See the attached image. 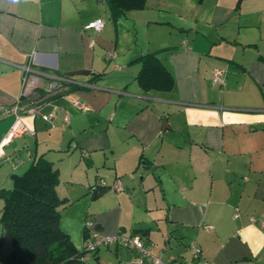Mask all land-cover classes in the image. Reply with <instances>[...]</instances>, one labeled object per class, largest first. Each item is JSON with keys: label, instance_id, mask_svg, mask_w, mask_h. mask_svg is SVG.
<instances>
[{"label": "crops", "instance_id": "1", "mask_svg": "<svg viewBox=\"0 0 264 264\" xmlns=\"http://www.w3.org/2000/svg\"><path fill=\"white\" fill-rule=\"evenodd\" d=\"M236 3L146 0L113 14L106 0H0V140L8 107L39 91L20 109L33 133L3 149L0 189L43 155L79 251L96 228L137 233L164 260L193 239L209 264H264V0ZM97 17L101 30L83 28ZM145 53L171 73L170 90L139 86ZM79 69L89 73L59 91L38 73ZM100 178L119 187L92 197ZM109 246L86 261L134 253Z\"/></svg>", "mask_w": 264, "mask_h": 264}, {"label": "trees", "instance_id": "2", "mask_svg": "<svg viewBox=\"0 0 264 264\" xmlns=\"http://www.w3.org/2000/svg\"><path fill=\"white\" fill-rule=\"evenodd\" d=\"M106 1L116 14L143 8L146 0ZM138 59L141 64L136 80L143 90L173 87V76L154 53H145ZM70 81L63 86L73 83ZM11 179L10 188L0 189L3 199L0 222L10 225L13 247L8 256H0V264H83L80 260L83 251L74 247L59 225L58 207L64 200L57 195L58 170L51 161L39 155L24 172L13 174ZM105 189L95 185L92 197Z\"/></svg>", "mask_w": 264, "mask_h": 264}, {"label": "built area", "instance_id": "3", "mask_svg": "<svg viewBox=\"0 0 264 264\" xmlns=\"http://www.w3.org/2000/svg\"><path fill=\"white\" fill-rule=\"evenodd\" d=\"M104 26V20L101 17L94 18L89 20L84 24V29H92L94 31H99ZM25 72L33 71L29 65L23 67ZM48 77V90L49 91H59L64 88L63 83L70 81V78L66 75H58L50 72H38ZM224 69L215 67L211 73V82L213 84H222L223 82ZM23 80H26V76L23 77ZM26 90L24 91V93ZM22 105L19 102H15L13 105L9 106L7 112L14 117V122L11 125L10 129L0 140V157L3 154V149L8 145L12 139L23 132L30 131L28 128L21 122V113L20 109ZM86 109L85 106H83ZM45 119H50L52 113L42 115ZM67 119V116L66 118ZM101 187L117 188L119 187V181L114 180L109 184L105 179L100 178L98 184ZM206 227H211L209 224L205 225ZM109 246L115 245L116 247L125 246L130 250H133L134 253L132 258L128 262H123L121 264H209V260L202 254L200 247L198 246L195 240H189L186 243V254L176 256L172 255L166 260L158 253H153L151 249L144 243V239L141 235L137 233H131L124 235L120 232L115 234H104L99 229H93L89 236L84 241L83 245V254L80 256V260L83 261V264H94L86 261L85 254L91 253L94 254L100 246ZM0 262H2L0 260Z\"/></svg>", "mask_w": 264, "mask_h": 264}, {"label": "water", "instance_id": "4", "mask_svg": "<svg viewBox=\"0 0 264 264\" xmlns=\"http://www.w3.org/2000/svg\"><path fill=\"white\" fill-rule=\"evenodd\" d=\"M89 73V70L86 69H79L66 72V76H75V75H86ZM39 95V91H34L28 97H26L22 102L21 105L29 104L37 100ZM4 234L1 240L0 248L4 252L5 256H8L12 251L13 243H12V236L10 231V225L8 223L3 224Z\"/></svg>", "mask_w": 264, "mask_h": 264}, {"label": "rangeland", "instance_id": "5", "mask_svg": "<svg viewBox=\"0 0 264 264\" xmlns=\"http://www.w3.org/2000/svg\"><path fill=\"white\" fill-rule=\"evenodd\" d=\"M3 203V199H2V197H0V207H1V204ZM0 231L1 232H3L2 233V236H1V238H0V243H1V240H2V237H3V234H4V230H3V228H2V225H0ZM109 247H111L110 248V250L112 251V252H114L115 251V246L114 245H110ZM116 248H118L117 250L118 251H120V249H126V250H130V249H128L127 247H125V246H120V247H116ZM83 249V247L80 249V250H82ZM117 251V252H118ZM116 253V252H115ZM132 255L133 254H130L129 255V257L128 258H126V259H120V258H118V256H117V254L115 255V257H113V255H112V259H111V257H110V255L107 253V254H104V258H106V264H121V263H123V262H128L131 258H132ZM0 256L3 258L5 255H4V252L0 249ZM110 257V258H109ZM108 262V263H107Z\"/></svg>", "mask_w": 264, "mask_h": 264}]
</instances>
